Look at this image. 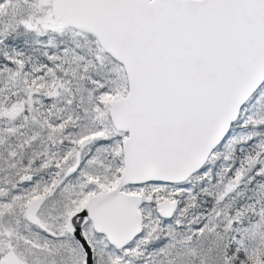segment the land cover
<instances>
[{"label":"snow or ice","instance_id":"1","mask_svg":"<svg viewBox=\"0 0 264 264\" xmlns=\"http://www.w3.org/2000/svg\"><path fill=\"white\" fill-rule=\"evenodd\" d=\"M0 264H264V0H0Z\"/></svg>","mask_w":264,"mask_h":264}]
</instances>
